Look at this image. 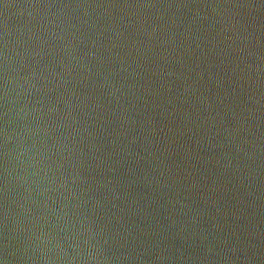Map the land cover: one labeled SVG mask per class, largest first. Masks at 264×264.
I'll return each instance as SVG.
<instances>
[{"label": "water", "instance_id": "1", "mask_svg": "<svg viewBox=\"0 0 264 264\" xmlns=\"http://www.w3.org/2000/svg\"><path fill=\"white\" fill-rule=\"evenodd\" d=\"M0 264H264V0H0Z\"/></svg>", "mask_w": 264, "mask_h": 264}]
</instances>
